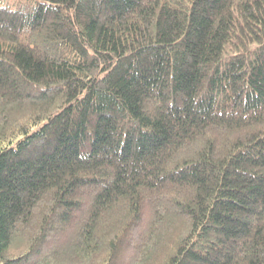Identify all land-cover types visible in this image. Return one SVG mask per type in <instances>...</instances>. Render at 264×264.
Wrapping results in <instances>:
<instances>
[{
    "label": "trees",
    "instance_id": "obj_1",
    "mask_svg": "<svg viewBox=\"0 0 264 264\" xmlns=\"http://www.w3.org/2000/svg\"><path fill=\"white\" fill-rule=\"evenodd\" d=\"M0 264H264V0H0Z\"/></svg>",
    "mask_w": 264,
    "mask_h": 264
},
{
    "label": "rangeland",
    "instance_id": "obj_2",
    "mask_svg": "<svg viewBox=\"0 0 264 264\" xmlns=\"http://www.w3.org/2000/svg\"><path fill=\"white\" fill-rule=\"evenodd\" d=\"M4 3V2H3ZM7 4H9V5H12V2L11 1H9V2H7Z\"/></svg>",
    "mask_w": 264,
    "mask_h": 264
}]
</instances>
